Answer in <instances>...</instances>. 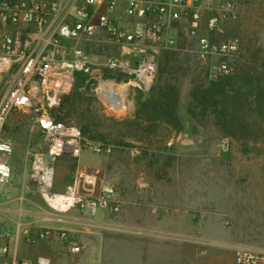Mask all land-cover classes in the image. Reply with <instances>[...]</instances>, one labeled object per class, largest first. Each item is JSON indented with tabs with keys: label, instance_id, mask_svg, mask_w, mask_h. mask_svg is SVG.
<instances>
[{
	"label": "rangeland",
	"instance_id": "rangeland-1",
	"mask_svg": "<svg viewBox=\"0 0 264 264\" xmlns=\"http://www.w3.org/2000/svg\"><path fill=\"white\" fill-rule=\"evenodd\" d=\"M217 3L227 12L220 30L210 34L211 38L234 37L239 42L238 51L228 58L231 69L227 73L244 71L264 82V0ZM210 14L209 9L204 10L203 28ZM185 27L183 18L171 20L161 39L138 41L133 47L116 46L103 35L80 40L96 60L113 57L135 64L145 52H153L155 93L166 94L168 85L176 87L178 121L152 120L155 111L149 102L153 95L150 88L129 85L123 108L112 107L100 91L103 82L93 86L86 74L73 77L53 112L85 128L88 136L112 145L109 154L83 151L80 159L81 169L90 160L103 166L105 184L113 186L119 200L117 211L99 209L95 214L100 211L102 215L91 225L104 228L102 248L106 253L112 252L115 257L126 254L135 224L139 227L146 213L160 210L169 214L168 264H233L232 244L264 248V148L244 146L216 124L210 107L203 109L192 99L195 86L227 73H215L210 63L200 61L197 40L186 33ZM104 74L105 82L117 79ZM13 78L11 71L0 76V98ZM118 80L111 84L127 83L125 78ZM158 99L155 96L156 102ZM190 104L194 114L187 113ZM2 136L14 144L9 159H15L16 170L29 166L25 153L37 147L39 134L32 130L28 114L12 112ZM78 157L64 154L55 161L53 191L58 190L56 181L66 183L62 188L68 189ZM13 172L12 167L10 179ZM146 236L145 230L138 228L137 237L144 242ZM28 244L31 256L34 242Z\"/></svg>",
	"mask_w": 264,
	"mask_h": 264
},
{
	"label": "built area",
	"instance_id": "built-area-1",
	"mask_svg": "<svg viewBox=\"0 0 264 264\" xmlns=\"http://www.w3.org/2000/svg\"><path fill=\"white\" fill-rule=\"evenodd\" d=\"M218 0H0V76L14 73L11 87L0 98V191L11 177L10 155L13 142L2 136L12 112H25L32 130L39 134L36 148H28L29 179L51 210L64 213L75 208L91 218L99 209L117 211L120 207L111 184H104L97 195H85L74 186L53 191L57 159L79 156L83 151L109 154L112 145L85 134L78 124L58 117L53 109L71 87L74 72L88 75L93 86L116 80L103 79L105 72L120 74L127 83L148 90L156 74L153 52H145L135 63L110 57L96 60L80 44L81 38L105 36L116 46L133 47L143 40L158 41L171 20L183 18L185 31L195 37L202 63H210L215 73H227L228 58L239 49L237 38L213 39L226 16ZM211 14L201 26L204 10ZM120 20L122 22H120ZM103 86V87H104ZM102 87V88H103ZM110 98V97H109ZM57 235L68 252L79 254L83 244L66 229L43 227L28 235V241ZM233 264H264V248L247 243L232 244ZM10 247L2 241L0 255ZM19 264H33L24 259Z\"/></svg>",
	"mask_w": 264,
	"mask_h": 264
},
{
	"label": "crops",
	"instance_id": "crops-1",
	"mask_svg": "<svg viewBox=\"0 0 264 264\" xmlns=\"http://www.w3.org/2000/svg\"><path fill=\"white\" fill-rule=\"evenodd\" d=\"M80 159L81 154L78 157L73 181L67 185V188L74 186L81 194L97 195L105 184L104 168L93 159L94 161L90 160L89 163L82 164L84 169H81ZM12 160L15 159L11 158V161L9 159L14 170L13 176L0 191V232L2 241L9 245L10 251L7 255H0V264H19L24 259L31 260L33 264H168L166 243L168 213L160 210L146 213L145 222L140 223L139 227L137 224L134 226V236L129 240L127 253L115 257L112 252L106 253L102 248L106 241L104 228L91 226L96 221L95 217L98 219L102 212L99 211L95 216L86 218L75 208L64 213L49 210L37 187L29 179L30 167L26 165L16 170ZM55 184L57 191H64L62 187L66 183L63 185L62 182L56 181ZM172 215L177 216V213L173 212ZM85 224L89 227L84 226ZM99 224L101 223L97 225ZM41 227L68 230L82 242L81 252L76 255L70 254L66 242L52 234L45 239L34 241L33 255H28V235ZM138 228L145 230L146 235H149L145 237L144 242L137 237ZM173 247L176 252L177 244Z\"/></svg>",
	"mask_w": 264,
	"mask_h": 264
},
{
	"label": "trees",
	"instance_id": "trees-1",
	"mask_svg": "<svg viewBox=\"0 0 264 264\" xmlns=\"http://www.w3.org/2000/svg\"><path fill=\"white\" fill-rule=\"evenodd\" d=\"M83 74L82 71L74 72V76ZM104 77L124 79L113 72L105 73ZM153 83L149 89L153 93L149 102L155 111L152 120L178 121L175 114L178 101L176 87L168 85L164 87L166 94H156ZM158 89L161 90V86ZM155 96L159 97L157 102ZM191 97L200 102L203 109H212L216 124L225 129L228 135L237 137L244 146L264 148V82L256 81L244 71L227 73L195 86ZM194 111L193 105H188L187 113L194 114ZM136 116L137 119L141 118L139 113ZM82 129L87 135L86 129Z\"/></svg>",
	"mask_w": 264,
	"mask_h": 264
},
{
	"label": "bare ground",
	"instance_id": "bare-ground-1",
	"mask_svg": "<svg viewBox=\"0 0 264 264\" xmlns=\"http://www.w3.org/2000/svg\"><path fill=\"white\" fill-rule=\"evenodd\" d=\"M127 90L128 85L122 83H117V86L108 83L103 88H100L103 97L109 102L112 107H115L117 109L123 108L124 98Z\"/></svg>",
	"mask_w": 264,
	"mask_h": 264
}]
</instances>
